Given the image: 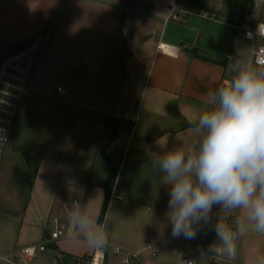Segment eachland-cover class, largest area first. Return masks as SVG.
<instances>
[{
    "label": "crops",
    "instance_id": "obj_1",
    "mask_svg": "<svg viewBox=\"0 0 264 264\" xmlns=\"http://www.w3.org/2000/svg\"><path fill=\"white\" fill-rule=\"evenodd\" d=\"M173 1L0 0V57L48 34L0 169V254L41 241L49 220L64 219L62 205L76 199L74 237L49 244L31 264H74L90 255L94 248L75 228L83 215L105 225L108 243L138 250L152 242L157 257L138 264H179L184 250L195 264H212L217 216L231 226L232 214L213 208L212 222L194 239L173 237L165 219L169 189L151 162L191 141L189 121L240 54L236 39L228 53L223 0L205 4L218 19L202 18V4L187 0L183 20L164 22ZM109 117L122 126L105 150L117 175L99 219L110 174L99 150L111 135ZM26 156L37 159L30 185L34 160ZM237 245L233 264H254L264 254V234L249 230ZM106 262L123 264L111 255ZM0 264L13 263L0 258Z\"/></svg>",
    "mask_w": 264,
    "mask_h": 264
},
{
    "label": "clouds",
    "instance_id": "obj_2",
    "mask_svg": "<svg viewBox=\"0 0 264 264\" xmlns=\"http://www.w3.org/2000/svg\"><path fill=\"white\" fill-rule=\"evenodd\" d=\"M257 34L264 36V24H258ZM229 71L205 93L203 106L189 121L191 141L160 153L151 168L169 189L165 219L173 237L194 239L212 222L213 208L239 213L234 228L217 216L209 245L210 253L234 261L237 241L247 231L264 234V59L236 60ZM73 203L78 210L79 203ZM75 228L89 247H107L105 225L94 226L83 215ZM254 264H264V254Z\"/></svg>",
    "mask_w": 264,
    "mask_h": 264
},
{
    "label": "built area",
    "instance_id": "obj_3",
    "mask_svg": "<svg viewBox=\"0 0 264 264\" xmlns=\"http://www.w3.org/2000/svg\"><path fill=\"white\" fill-rule=\"evenodd\" d=\"M102 2L103 0H91ZM187 0H174L171 4L164 22L183 20L188 13L184 8ZM202 4L198 14L204 19H218L217 12L206 7L205 4L221 0H189ZM264 0H253L251 12L248 16V24L238 28L237 33L250 43V56L252 59H264V36L256 35L258 24H264L260 20V6ZM139 11L138 14H143ZM48 34L43 33L27 40L22 45H16L12 50L0 57V169L3 160L9 150L10 142L22 112L26 97L31 90L34 76L40 66L47 43ZM57 92L64 93V88L58 86ZM132 122H134L132 120ZM62 205V213L65 216H53L46 226L47 234L39 242L16 248L12 252L0 254V258L13 264H31L42 253L48 250V245L59 240L72 238L74 234L70 228L71 218L74 216V203ZM235 221L232 216L230 222ZM69 233L73 235L70 236ZM238 244V241H237ZM120 257L123 264H138L141 261L153 260L157 257V251L152 242H146L138 250H128L120 246L108 243L102 250L94 248L88 256L79 257L74 264H107V256ZM212 264H233V260L223 259L222 255L212 254ZM179 264H195L187 250L181 252Z\"/></svg>",
    "mask_w": 264,
    "mask_h": 264
},
{
    "label": "trees",
    "instance_id": "obj_4",
    "mask_svg": "<svg viewBox=\"0 0 264 264\" xmlns=\"http://www.w3.org/2000/svg\"><path fill=\"white\" fill-rule=\"evenodd\" d=\"M130 1L132 2V0ZM223 2L225 6L224 17L226 19V22L231 25V31H230L229 40H228V53L232 54L233 53V43L237 35V29L235 27L242 28L247 25L248 16L251 12V8L253 5V0H223ZM25 42L26 41H23V42L17 43L16 45H22ZM121 126H122V120H120L119 118H114V117L107 118L106 127L111 130V135L109 139L100 147L99 154L103 158V160L109 165L110 174L103 184L104 200H103L102 207L100 210L99 219H102L106 211L107 203L110 198V194H111V191H112L115 179H116V175H117V170H116L117 167L106 155L105 150L108 147V145L115 139L116 132L118 128ZM26 158H27V161H31V159L34 160L33 170L31 171V174L29 175V180H28V183L30 185V177L36 171L37 159L32 158L30 156H26Z\"/></svg>",
    "mask_w": 264,
    "mask_h": 264
},
{
    "label": "rangeland",
    "instance_id": "obj_5",
    "mask_svg": "<svg viewBox=\"0 0 264 264\" xmlns=\"http://www.w3.org/2000/svg\"><path fill=\"white\" fill-rule=\"evenodd\" d=\"M189 3H192V1H189ZM260 20L264 21V4H262L260 6ZM172 21V20H171ZM239 34V33H237ZM236 43H237V49L238 52L240 54V60L241 59H247L250 56V43L249 41L245 40L242 36L236 37ZM239 213H234L232 214V216L235 218L236 215H238ZM230 227H235V221H233L231 223ZM243 239V237H242ZM241 240V238L239 239ZM214 241V239L212 240V242ZM239 249V246L237 245V251Z\"/></svg>",
    "mask_w": 264,
    "mask_h": 264
},
{
    "label": "water",
    "instance_id": "obj_6",
    "mask_svg": "<svg viewBox=\"0 0 264 264\" xmlns=\"http://www.w3.org/2000/svg\"><path fill=\"white\" fill-rule=\"evenodd\" d=\"M257 232V231H256Z\"/></svg>",
    "mask_w": 264,
    "mask_h": 264
}]
</instances>
